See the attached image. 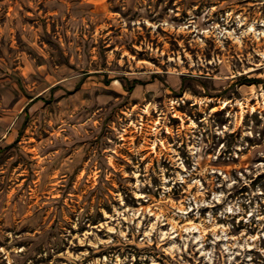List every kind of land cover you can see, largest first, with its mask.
<instances>
[{
  "label": "rangeland",
  "instance_id": "1",
  "mask_svg": "<svg viewBox=\"0 0 264 264\" xmlns=\"http://www.w3.org/2000/svg\"><path fill=\"white\" fill-rule=\"evenodd\" d=\"M0 264H264V0H0Z\"/></svg>",
  "mask_w": 264,
  "mask_h": 264
}]
</instances>
